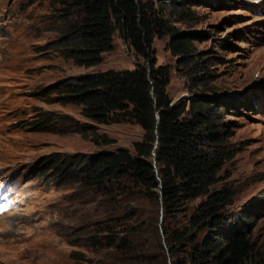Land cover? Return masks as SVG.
Instances as JSON below:
<instances>
[{
  "label": "rangeland",
  "instance_id": "374dc122",
  "mask_svg": "<svg viewBox=\"0 0 264 264\" xmlns=\"http://www.w3.org/2000/svg\"><path fill=\"white\" fill-rule=\"evenodd\" d=\"M145 1L157 8L168 3L166 18L193 39L205 67L207 86H194L188 75L192 68L169 49L171 36L156 38V66L171 71L167 89L171 100L200 95L223 101L225 147L233 156L226 165L227 185L235 192L227 209V229H242L254 246L244 264H264V215L254 211L264 196V0H218L230 3L225 10L207 7L204 0ZM176 5H188L190 17L180 20ZM83 15L68 0H0V264H115L117 256L111 250H92L80 241L75 246L65 236L96 221L102 211L97 202L90 203L94 196L85 193L72 175L53 179L57 175L49 163L56 154L132 150L143 130L133 123L98 125L86 120L81 107L62 104L55 93L52 102L35 96L63 82L133 71L146 64L117 33L113 51L103 54L98 66L75 65L65 54L80 35L74 30ZM45 112L52 115L53 130H29ZM104 137L115 143L105 146ZM41 169L50 179L38 176ZM72 253L84 258H72Z\"/></svg>",
  "mask_w": 264,
  "mask_h": 264
},
{
  "label": "trees",
  "instance_id": "16d2710c",
  "mask_svg": "<svg viewBox=\"0 0 264 264\" xmlns=\"http://www.w3.org/2000/svg\"><path fill=\"white\" fill-rule=\"evenodd\" d=\"M68 1L84 14L74 30L80 35L65 54L75 65L98 66L103 54L113 51L117 33L146 64L133 71L92 74L35 94L52 102L55 93V100L81 107V115L98 125L126 122L143 130L132 150L54 155L49 163L57 175L53 179L72 175L85 193L94 196L90 203L97 202L102 211L96 221L65 236L75 246L80 241L92 250H111L117 256L115 264H168L169 260L171 264H244L254 246L242 229H227V209L235 192L227 185L226 165L233 156L225 147L223 101L198 95L173 105L167 90L171 71L156 66L153 43L169 35L170 51L192 68L188 75L193 85L206 87L205 67L193 39L166 18V2L157 8L145 0ZM204 2L212 9L230 6L218 0ZM174 10L180 20L192 14L188 5H176ZM223 46L229 49L228 44ZM247 106L246 102L241 108ZM40 116L28 129L51 132L52 115ZM77 133L87 137L84 130ZM92 142L100 144L96 139ZM101 142L115 143L107 137ZM36 173L44 181L50 179L44 169ZM261 200L254 211L264 215V196ZM77 255L84 258L77 253L71 256Z\"/></svg>",
  "mask_w": 264,
  "mask_h": 264
},
{
  "label": "water",
  "instance_id": "95a60500",
  "mask_svg": "<svg viewBox=\"0 0 264 264\" xmlns=\"http://www.w3.org/2000/svg\"><path fill=\"white\" fill-rule=\"evenodd\" d=\"M181 100V99H180ZM179 100V101H180ZM176 103V102H175ZM175 103H173V105L175 104ZM157 122L159 123L160 122V118H159V115L157 114ZM157 145H158V141L156 142V147H155V149L157 148ZM153 156H154V163L156 164V153L154 152L153 153ZM162 217H163V210H162ZM161 220H162V218H161Z\"/></svg>",
  "mask_w": 264,
  "mask_h": 264
}]
</instances>
